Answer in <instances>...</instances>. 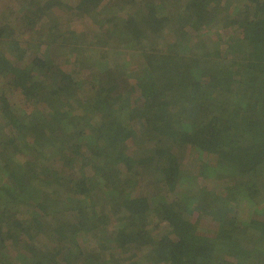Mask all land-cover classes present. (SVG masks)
I'll return each mask as SVG.
<instances>
[{
	"label": "trees",
	"instance_id": "trees-1",
	"mask_svg": "<svg viewBox=\"0 0 264 264\" xmlns=\"http://www.w3.org/2000/svg\"><path fill=\"white\" fill-rule=\"evenodd\" d=\"M76 1L0 26V264H264V0Z\"/></svg>",
	"mask_w": 264,
	"mask_h": 264
},
{
	"label": "rangeland",
	"instance_id": "rangeland-1",
	"mask_svg": "<svg viewBox=\"0 0 264 264\" xmlns=\"http://www.w3.org/2000/svg\"><path fill=\"white\" fill-rule=\"evenodd\" d=\"M111 2L113 1L105 0L104 2H102L104 3L102 6H104L105 8L109 6V11L106 14L113 17V15L119 14V10L117 7L113 6ZM26 5V9L21 10V7H25ZM76 5V0H0V26L13 31L23 40L27 39L32 44L33 49H35L39 43L37 38L38 34H40L42 31H47V34H51V30H53L52 33L60 32L63 34L67 33V35H69L68 26L71 23H75L76 25H78L77 28L80 27L81 30L84 28L83 24L74 21L69 22V19H71L68 14L69 8L76 7ZM47 6H50L57 16L47 14ZM41 14L42 17L40 18V20H36V16H40ZM54 16L57 17L56 19H61V26L53 27V24H55L56 22V20L54 21ZM134 23L135 21H132L131 23L129 22V24L126 23L122 28L127 33V35L132 32H138L139 34L137 36H139L141 35L140 33L144 32V27L146 26V24L137 23V26L136 23ZM229 23L230 22L219 24L218 22H216L210 27L206 28L205 31L210 35V39L205 42H217L219 35L226 39L225 28L229 25ZM59 29H61L62 32L58 31ZM151 34L152 33L148 32V34L143 37L144 41L147 42L144 44L145 46H148ZM31 85H34L36 88V84L34 82ZM4 88H10L9 83L0 81V91ZM13 97L17 103L22 102L21 98L17 94H15ZM7 127H9V125H7ZM104 147L106 148V145H104ZM189 157L190 155L186 152H183L181 154L182 160ZM186 168L192 167L186 164ZM208 184L212 187V185H214L215 183H212L211 181ZM199 185L201 184L199 183ZM64 263L65 262H63L62 264Z\"/></svg>",
	"mask_w": 264,
	"mask_h": 264
}]
</instances>
